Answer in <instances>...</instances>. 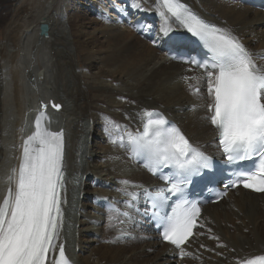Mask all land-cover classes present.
<instances>
[{
    "label": "bare ground",
    "instance_id": "1",
    "mask_svg": "<svg viewBox=\"0 0 264 264\" xmlns=\"http://www.w3.org/2000/svg\"><path fill=\"white\" fill-rule=\"evenodd\" d=\"M74 1L75 7L71 0H14L1 18L0 200L43 102L45 126L64 133L63 225L48 264L60 244L72 264H237L264 255V193L242 188L203 207L183 258L179 249L149 242L155 235L141 232L134 220H108L103 202L124 194L122 181H130L133 192L154 180L110 142L107 121L136 131L143 110H160L206 154L217 151V130L206 119L212 99L207 78L185 79L203 71L173 60L167 50L170 43L179 50L186 45L184 30L158 37L156 0H137L140 9L132 0ZM82 1L91 7L89 15L80 11ZM183 3L231 30L264 67V12L240 0ZM137 20L150 30L136 32ZM41 22L48 25L46 36L38 33ZM189 83L200 87L198 93L185 91ZM50 100L60 109L53 110ZM104 238L109 242L100 244Z\"/></svg>",
    "mask_w": 264,
    "mask_h": 264
},
{
    "label": "snow or ice",
    "instance_id": "2",
    "mask_svg": "<svg viewBox=\"0 0 264 264\" xmlns=\"http://www.w3.org/2000/svg\"><path fill=\"white\" fill-rule=\"evenodd\" d=\"M132 7L140 9L137 0H132ZM155 11L162 18L158 37L171 39L182 28L206 51L203 62L196 57L187 60L204 70L202 76L185 79L207 78L212 99L206 119L217 130L223 163L235 167L244 161L255 162L254 170L234 171L225 187L242 185L264 193V67L231 30L204 20L183 0H156ZM41 27L46 32L47 26ZM188 86L193 87L191 83ZM194 91L198 93L199 89ZM46 107L42 105L34 131L22 141L18 166L7 176L8 187L0 200V264H47L49 254L57 247L63 225L64 133L45 126ZM52 107L59 110L61 105ZM139 115L142 130L131 131L114 121H107L104 130L111 143L126 149L130 158L142 161L150 173L165 182L162 187L143 188L142 195L151 205L157 227L162 229V239L179 249L183 258L189 253L182 246L193 236L201 215L197 203L187 199L188 188L194 178H203L206 170H214L215 162L162 113L145 109ZM112 130L120 134L114 137ZM121 183L124 187L120 191L129 198L124 203L134 208L140 193L129 191L130 181ZM173 197L176 201L168 212ZM114 211L110 221L124 223L120 216L131 218L127 211ZM54 264H70L63 244ZM238 264H264V255L239 260Z\"/></svg>",
    "mask_w": 264,
    "mask_h": 264
},
{
    "label": "rangeland",
    "instance_id": "3",
    "mask_svg": "<svg viewBox=\"0 0 264 264\" xmlns=\"http://www.w3.org/2000/svg\"><path fill=\"white\" fill-rule=\"evenodd\" d=\"M14 0H0V22H1V18L3 17V16H5V14L9 11L8 9H9V5L13 2ZM72 1V3H73V7H75V1L74 0H71ZM8 4V5H7ZM6 5V6H5ZM80 11H82V12H84L86 15H89V10L91 9V7L89 6V4L87 3V2H83L82 1V5L80 6ZM193 85V84H192ZM194 87H196V86H194ZM194 87H192V88H190L189 86L185 89V91H191V92H194L193 91V88ZM194 93H196V92H194ZM200 119H202V118H200ZM108 217H110V216H108ZM108 220H110L109 218H108ZM110 222H112V221H110ZM108 240V241H107ZM105 242L107 243V242H109V239H101V242H100V244H105ZM149 242H152V240L150 239L149 240Z\"/></svg>",
    "mask_w": 264,
    "mask_h": 264
},
{
    "label": "water",
    "instance_id": "4",
    "mask_svg": "<svg viewBox=\"0 0 264 264\" xmlns=\"http://www.w3.org/2000/svg\"><path fill=\"white\" fill-rule=\"evenodd\" d=\"M42 25H46L47 26V29H48V25H47V23L46 22H41L40 24H39V31H38V33H39V35L40 36H46L47 35V30H46V32H44V31H42ZM43 105V103H41V106ZM52 105H53V103L52 102H50V106L52 107ZM53 109H55L54 107H52ZM56 110V109H55Z\"/></svg>",
    "mask_w": 264,
    "mask_h": 264
}]
</instances>
